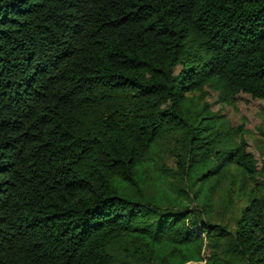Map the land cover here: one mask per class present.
Listing matches in <instances>:
<instances>
[{
	"label": "trees",
	"instance_id": "1",
	"mask_svg": "<svg viewBox=\"0 0 264 264\" xmlns=\"http://www.w3.org/2000/svg\"><path fill=\"white\" fill-rule=\"evenodd\" d=\"M253 111L264 0H0V264H264Z\"/></svg>",
	"mask_w": 264,
	"mask_h": 264
},
{
	"label": "rangeland",
	"instance_id": "2",
	"mask_svg": "<svg viewBox=\"0 0 264 264\" xmlns=\"http://www.w3.org/2000/svg\"><path fill=\"white\" fill-rule=\"evenodd\" d=\"M261 103H256V106ZM248 129L250 131L248 141L252 150L256 153L258 159L264 158V117L256 111L248 115ZM176 142L174 140L163 141L159 146L158 154L161 156L160 163L173 166V156L170 153L174 149ZM230 215L226 218L229 220Z\"/></svg>",
	"mask_w": 264,
	"mask_h": 264
}]
</instances>
